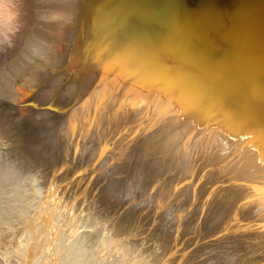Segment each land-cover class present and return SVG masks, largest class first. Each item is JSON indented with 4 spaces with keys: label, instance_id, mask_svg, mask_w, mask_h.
<instances>
[{
    "label": "bare ground",
    "instance_id": "obj_1",
    "mask_svg": "<svg viewBox=\"0 0 264 264\" xmlns=\"http://www.w3.org/2000/svg\"><path fill=\"white\" fill-rule=\"evenodd\" d=\"M168 1H171V2L168 3ZM204 1L205 0H183V5L181 4L182 6L180 7L179 13L177 14L173 11V13L171 15L170 14L171 11L170 10L168 11V9H169V4H171L173 1L172 0H157V2H159L161 5H167L168 18L165 17L166 18L165 20L167 21V23H165L164 25H162V23H161V25L157 26L156 29L147 30L146 34L143 37L144 40H142L143 43L140 42L139 40L131 39L133 44L137 48V49H134V47L131 43H130V45H131L130 46V45L125 44L124 40H122V39L118 40L122 31H124L123 28L121 27V25H113V28H112V25L110 26L108 20L103 21V23L101 24L102 20H100V19H101L102 15H101V9L99 10V5H100L99 0H0V53L6 52L7 46L11 47L14 40H18L17 39L18 38L17 33H19L20 31H23L22 30L23 26L24 27L26 26V29L27 28L30 29L32 26L34 27L36 25L37 28L36 29L34 28V29L38 33V39L36 38L38 40V42H36L37 40L34 42H36V45L37 44L39 45L38 47L35 46L39 50L38 51L36 50V52L33 53L29 57L30 63H27L28 60L25 58L27 60L26 63L29 65H27L26 69H24L25 71L20 76L19 80L16 82V85L14 83L15 87L12 86V84H11V87H14V89L16 90V97L15 98L17 100L15 98L14 99L17 101V104L20 106L21 105L33 106L35 104L34 103L35 100L42 99L43 96L45 97V92L47 94L48 92L52 91V89L50 91H46L50 87L53 88V93H51V94H54L56 90L53 86L55 84H58L61 87L63 85L65 87L72 88V89H70L73 91L71 98L69 97V99L66 100V98L64 97L65 100H61L59 97L60 100L57 99L54 101V100H52V97H51L52 95L50 94L49 98L50 97L51 98L50 99L47 98L48 96L43 98V101L41 104L46 105L47 107H51V108L55 107L56 112L59 110L60 113L64 112L63 114L68 113L70 110H72L71 108H73V105L76 108V106H77L76 103L81 101V100H83V102L81 101V104L85 106L86 104H88V101H91L90 103L92 104L91 99L92 98L94 99L97 97L99 98V96L102 93H103L102 96L103 95L107 96V94H110L113 91H115L114 93H117L116 91H118V90L121 92L122 97H120V96L119 97L122 98V101H124L125 103L123 102L124 103L123 104L122 102H120V103H122L120 105H123L122 107H123V109H125L127 111V113H125V111H122L120 109L121 108L120 107L119 109L121 110L122 114H120V116L115 115L114 119H111V120L108 119L109 122L107 124V127L106 126L105 127L107 128L108 135H110V136H108V135L107 136L112 137L120 131L121 136L124 137L123 139H125L127 136H130V138L133 137V136H131L132 134L133 135L136 134L135 135L136 138L138 136L142 135L140 137L143 139V142L146 141V143L149 147H152V146L155 147L156 143L160 142V145H158V150L157 149L156 150L159 151L160 153H163V152L166 153L167 150L168 151L170 150V154L173 155V157H172V155L169 154L170 160L172 158L174 160L175 159L178 160L177 162H179V165L181 166V168H180V174L181 175H179V177H176V178H177V180L180 178L182 181L186 182L187 193L189 192L192 194L193 200L189 199L190 201L181 202V201L176 200L177 198H174V196L177 197L175 188H173V189L170 188L172 191L170 192V194L168 193L169 198L166 197V199H163V200L174 198L175 201H172V203L169 202V204L167 205V204H165V202H163V200H162L163 197H161V199L158 197V199H157V197L155 196L158 201L154 200V204H153L154 206H161V204H165L166 208H164V210H162V211L160 210L161 214H164L167 212L169 213V212H171V210L173 208L175 210V209H177L176 207L181 204V206H183V207H180L181 209L179 208V210L177 209V210H175V212L173 211L175 214H173V212H172L173 217L176 216V218H172L171 223L178 227L176 229L177 230L176 231L177 232V234H176L177 239L182 238L183 236H185L187 234L189 235L190 233L191 234L194 233L195 235H194V237H192L193 241H194V238L197 239V237H200V236L202 238V235H203L202 239L206 240V242L199 243L196 246V248L194 247V245L192 246V247H194L193 250H195V251H193V253H191V254L193 255V257H195L194 258L195 260H193V259L189 260L186 258L183 260V262H181V264H264V49H261L259 47H257V49H246L247 47H246V44L243 40L241 29L239 27L234 28L235 25L233 24V20L231 19L232 16L228 15L231 18L227 19V18H224V16H222V14H221L220 20L218 21V16L220 14L219 15H217V14L219 11H216L217 9H215V8H210L209 4L205 5ZM174 4H176V2H174ZM22 6L24 8V16L22 15L23 13L20 14L21 13L20 10L22 9V8L20 9V7H22ZM161 8H162V6H161ZM157 9H160V7L159 6H158V8L154 7L152 10L155 12V10H157ZM161 12L163 14L165 13V11L164 12L161 11ZM20 15L23 16L22 21H20V19H21ZM175 15H177V16H175ZM175 17L182 18L183 20H185L186 21L185 22L186 27L187 28L191 27V28L195 29L196 34L200 35V38H199L200 42L197 41V43H196L197 46L198 45L200 46V44H201V46L205 45V43H203L202 39H206L208 41V45H206L207 47L211 46L210 49H217L219 51L220 49H223V47L227 48V47L233 46L234 45V43H232L233 39L237 40V38H238L239 41L237 40V42H238L237 45L239 46L240 52L243 54V56L245 57V59L247 61H248V58L250 56L249 53L251 51H253V52L257 51L259 53H262L263 57L259 55V59H260L259 65L263 68V70L247 72L246 70H242V69H244V67L246 69H248V64L242 65L241 63H238L237 61L234 62V61L228 60L226 58H225V62L228 66L227 65L222 66L221 63L217 62L216 59H214L213 57H209V56L207 57L206 55H202L199 52V49H197L195 46L189 44L185 40L182 41L183 39H181V38H180L181 40L178 38V36L176 35V30H175V26H176L175 25L176 19H174ZM23 23H24V25H23ZM237 26H239V25H237ZM24 32H26V31L24 30ZM15 37H17V38L14 39ZM21 40H22V38H21ZM259 44L262 45L261 43H259ZM114 47L117 48V49H115V51L119 49L120 50L119 53H121V54L117 53L119 55L117 57L116 56H114V57L111 56V58L107 57L109 59V61H108L109 66L112 64H114V66L117 65V62L119 61L120 56L123 55L124 52L126 53L127 49H129V51H128L129 55H126V56H130V58H128V60L125 62V64L119 68V72L123 73L126 71L127 74H126V76H119V78L117 76L116 77L117 79L115 78V80L113 82H110L107 85L105 84L106 86L104 85V89L103 90L101 89V94L99 93V95L97 96V92H100V91H98V89L100 90V88H98V86H100V84L102 83V76L105 73V70H103V68L107 67V64H105V62L107 60L105 61L104 58L106 56V53H110L109 51H111V48H112V52H114V50H113ZM11 51H13V50H11ZM30 52H32V51H30ZM4 54H6V53H4ZM3 55H0V56H3ZM107 56H108V54H107ZM2 59H3V57H2ZM254 61L255 60L250 59V61H248V63L249 64L251 63L250 65H253ZM21 62H22V60H21ZM229 62H231V63H229ZM104 64L106 65V67ZM18 66H19V64H18ZM119 66H120V64H119ZM241 66H244V67H241ZM9 67H11V65ZM9 67H7V68H9ZM239 67L242 69H238ZM13 68H14V66H13ZM16 68H18V67H16ZM235 68H237V69H235ZM107 69H106V71L108 72ZM123 70H125V71H123ZM109 71H110V69H109ZM18 73H20V72L18 71ZM16 77H17V75H16ZM108 79H110V78H108ZM11 82H13V81H11ZM58 89H59L58 92L63 91V88L61 91H60V87H58ZM70 90H69V92H70ZM93 90L96 92V95L94 94V96H93V94H91V92ZM119 91H118V93H119ZM13 92L15 93L14 90H13ZM63 93H65V92H63ZM90 95H92V96H90ZM119 95H120V93H119ZM63 96H64V94H63ZM53 98H54V96H53ZM89 98H91V99H89ZM100 98H101V96H100ZM110 101H111V103H113L115 100L111 99ZM119 101H121V99ZM116 102L119 104L118 99L116 100ZM116 102H114V103L117 104ZM102 103H105V102H102ZM106 104H103V105L105 106ZM78 105H79V103H78ZM80 108H81V106H80ZM117 108H118V106H117ZM117 108L115 107L116 110H118ZM84 109H85V107H84ZM86 109H87V107H86ZM73 110H75V109L73 108ZM94 113H95V111H94ZM117 113H119V112H116L115 114H117ZM123 114H126V115H123ZM100 115H101V113H100ZM100 115L97 116L98 117L97 120H99V121L103 117ZM56 116H59V115H56ZM76 116H77V114H76ZM68 117H70V118L72 117L70 112L67 114L66 118H68ZM93 117H92V119H93ZM60 118L61 117L59 116L58 120ZM64 118H62V119H64ZM92 119L88 122V125H90V127L93 126V125L91 126V124L93 123V122H91V121H93ZM95 120H96V118H95ZM99 121H96V122H99ZM106 121H107V118H106ZM59 123L60 122H57L56 125ZM150 123L152 125L154 124L156 126H159L160 127L159 130H161V132L155 133V131L153 132V130H152V131H150L151 132L150 133L149 129L147 128ZM103 125H104V123H103ZM9 126L10 125H8V127ZM86 126L87 125H85V127ZM150 126H149V128H150ZM90 127L88 126L87 129L84 128L85 129L84 133L85 132L87 133V134H85L86 137H87V135H89L88 133H89ZM98 127H99V125H98ZM79 130H81V129H79ZM94 130L96 131V129H94ZM100 130H98V132ZM93 133H94V131H93ZM153 133H155V134H153ZM130 138H129V140H130ZM134 138L132 139L133 142L135 141ZM141 138H140V140H141ZM85 139L81 140V137H80V141L77 142V145H80L81 141L84 143ZM86 140H88V138ZM98 140L99 141H96V142H100L99 143L100 145L98 146V148L99 147L104 148L105 144L108 142V139L103 140V136H102V140L101 139H98ZM88 141H90V139ZM132 141H130V143H132ZM91 143H92V141H91ZM89 144H90V142H89ZM74 146H75V144H74ZM144 147H145V145H144ZM96 149H97L96 146H94V149L92 147L93 151H95ZM143 149H145V148H143ZM172 149H174V150H172ZM18 150H19L18 153H20L21 156H24L25 159L29 162V164L30 163H33V164L38 163V164L43 165V164L51 161V159L49 158L50 156L47 157L45 155L36 153L37 151L33 153V152L29 151L26 148V146L21 145L18 148ZM99 150L97 151V153L99 152ZM148 150L151 151V148ZM152 150L154 152L155 148H153ZM93 151H91V152H93ZM171 151H173V153ZM155 153H153V154H155ZM157 153H156V155H157ZM150 155H152V153ZM162 155L165 156L164 154H161V156ZM88 156H91V155L88 154ZM158 157L159 156H157V158ZM167 157L169 158V156H167ZM167 157H166V159H167ZM107 158H109V157H107ZM162 158L160 157L161 160H162ZM81 159H84V158H81ZM160 159H157V160L160 161ZM163 160H165V158ZM20 161H23V160H20ZM93 161H94V158H93ZM155 161H154V163H155ZM123 162H125V161H123ZM168 162H167L168 164H170V165L172 164V163H170L171 161H168ZM172 162H174V161H172ZM70 163H72V162H70ZM83 163H84V160H83ZM96 163H98V162H96ZM102 163H103V161H102ZM121 163H120V165H121ZM141 164H143V163H141ZM173 164H175V162ZM173 164H172V166H173ZM122 165H123V163H122ZM164 165H165V163H164ZM139 167H141V166H139ZM168 167L170 168L169 165H168ZM177 167H179V166H177ZM169 168H167V169H169ZM172 168L174 170L176 167L174 168V166H173ZM60 169H62V168H60ZM29 170H31V169H29ZM111 170L112 169H110V171ZM139 170H141V169L139 168ZM166 171H169V170H166ZM136 172H134V173H136ZM132 173L130 175H132ZM142 173L145 174V172H142ZM164 173H165V171H164ZM176 174H175V176H176ZM161 175H162V173H161ZM103 178H105V177H103ZM131 178H132V176H131ZM164 179H165V177L163 178V180ZM187 179H188V181H187ZM130 180L128 182H130ZM134 180H133V182H134ZM181 180L180 181L178 180V183L181 182ZM135 181H137V180H135ZM168 181H169V179H168ZM169 182L172 183L171 181H169ZM106 183H108V182H105V184ZM137 183H138V181L136 182V184L134 182V186L136 185V187H137ZM97 185L98 184H96L94 186H97ZM140 185H138V186L140 187ZM143 185L144 184H142V186ZM173 185H174V183H173ZM184 185H185V183H184ZM100 186H103V185H100ZM105 186H107V185H105ZM125 186H127V185H125ZM129 186H131V185H129ZM181 186H182V184H181ZM139 187H137V188L134 187V188L138 189ZM144 187H145V185H144ZM98 188L100 191L101 188L99 186H98ZM127 188L128 187H126V189ZM135 189H134V193H136V191L137 192L139 191V190L135 191ZM132 190H130L131 193H132ZM144 190L145 189H143V191ZM182 190L185 191V189H182ZM102 191H104V190H102ZM125 191H127V190H125ZM152 191H154V190H152ZM167 191H168V189H167ZM179 191H177V194L179 193ZM144 192H146V191H144ZM166 192H164V193H166ZM105 193H106V191H105ZM114 193H116V192H114ZM134 193L132 195H134ZM184 193H186V192H184ZM128 194H129V192H128ZM142 194L143 193H141V195ZM85 195H87V194H85ZM114 195L117 197L119 194L117 195V193H116ZM156 195H157V193H156ZM180 195L178 197H180ZM103 197H105V195ZM116 197H115V199H116ZM127 198L129 199L130 197H126L125 199H127ZM121 199H122V197H121ZM125 199H124V201H125ZM135 199H137V198H135ZM160 200H162V201H160ZM183 200H184V198H183ZM185 200H186V196H185ZM50 201H51V203L54 202L56 204V200L55 201L50 200ZM169 201H171V200H169ZM102 202H104V201H102ZM129 202H130V200H129ZM19 203L22 205L21 202H18L17 204H19ZM106 203H109V202H106ZM126 203L123 202L124 205ZM43 205H44V203H43ZM59 207L60 206H58V208ZM191 208L193 210H191ZM52 209H54V208H52ZM60 209H62V208H60ZM74 209H72V210H74ZM187 209H190V212H188ZM56 210L57 209H55V211ZM152 210L155 211L153 208H152ZM13 211L14 210L11 211L12 215H13V213H12ZM176 211H177V213H176ZM15 212H17V211L15 210ZM48 212H49V210H48ZM44 213H42V214H44ZM68 213H69V210H68ZM72 213H74V211ZM83 213H85V212H83ZM158 213H159V211H158ZM88 214H89V212H88ZM91 214H92V212H91ZM161 214H160V216H161ZM5 215H6V213H5ZM45 215H47V214H45ZM65 215L67 216L66 213H65ZM75 215H77V214L75 213ZM6 216H2V217H6ZM37 216H38V214H37ZM167 216L165 218H167ZM2 217H1V219H2ZM33 217H34V215H33ZM68 217H67V219H68ZM42 218H44V217H42ZM153 218H154V216H153ZM28 219H29V217H28ZM133 219H135V218H133ZM133 219H132V222H133ZM139 219H137V220H139ZM162 219H164V218H162ZM32 220H33V218H31V225L33 223ZM70 220H71V217H70ZM88 220H90V219H88ZM91 220H93V219H91ZM101 220H102V218H101ZM101 220H99V221H101ZM180 220L182 222H180ZM73 222H72V224H74ZM139 222H140V220H139ZM26 223L24 225H26ZM28 223H27V226L30 225ZM62 223H65V222H62ZM75 223H76V220H75ZM83 223H82V225L84 226ZM76 224H78V223H76ZM120 224L122 225L123 223H119L117 225H120ZM124 224H127V223H124ZM1 225H3V224L1 223ZM58 225H60V223ZM96 225L98 226L99 224H96ZM96 225H95V227H96ZM125 226H127V225H125ZM13 227H14V229H18L17 225H15ZM134 228H135V226H134ZM137 228H139V226L136 227V229ZM175 228L176 227H174V229ZM23 229L25 230L26 227H24ZM27 229H28V227H27ZM119 229H120V227H118V230ZM166 230H167V228H166ZM31 231H32V233H34L33 230H31ZM98 231L100 232V230H98ZM124 231L122 230V232H124ZM26 232H28V231H26ZM26 232L25 233L23 232V234H26ZM119 232H120V230H119ZM155 232H156V230H155ZM20 233H21V231H20ZM148 233H149V229H148ZM150 233H152V232H150ZM127 234H126V237H127ZM129 234H131V233H129ZM27 235H28V233H27ZM35 235H33V236L35 237ZM105 235H107V234H105ZM158 236H159V234L157 235V237ZM191 236H193V235H191ZM23 237H25V236H23ZM36 238H38V235ZM41 238L39 236V240L37 239V242H40ZM204 238H207V239H204ZM109 239H110V236H109ZM168 239H169V236H168ZM29 240L27 238V241H29ZM104 240H106V239H104ZM161 240H159V241H161ZM163 240H166V239H163ZM30 241H31V243H29V244L32 245L33 244L32 243V241H33L32 237H31ZM186 241L184 240V243ZM20 242H22V241H20ZM25 242L26 241H24V243ZM37 242H35V243L37 244ZM211 242H212V245L210 244ZM35 243H34L33 247L36 246ZM130 243H132V242H130ZM163 243H164V241H163ZM187 243H186L187 245H185V244L184 245L189 247L191 245V243L190 244H189V242H187ZM0 244H1V242H0ZM133 244H134V242H133ZM165 244H166V242H165ZM20 245H22V244H20ZM52 245H53V243H52ZM112 245H108L107 248L109 249V246H112ZM24 246H25V244H24ZM26 246H28V245H26ZM38 246L39 245L37 244L36 248H38ZM56 246H58V245H56ZM120 246L122 247V245H120ZM124 246H125V244H124ZM127 246L123 247L124 250L127 248ZM136 246H138V245H136ZM130 247H134V245L133 246L130 245ZM163 247H165V245ZM177 247H179V246H177ZM21 248H23V247H21ZM29 248L33 251L38 250V252L36 251L37 253H41L43 250V249H41V251L39 252V249L42 248L41 244H40L38 249H36L35 247H34L35 249H32L31 247H29ZM123 248H122V250H123ZM13 249H15V248H13ZM49 249H50V247H49ZM115 249H117V248H114V250ZM119 249L121 251V248H119ZM27 250H25L26 254H28ZM46 250H48V249H46ZM168 250H170V249H168ZM8 251H9V249H8ZM51 251H54V250H51ZM120 251H118V252L120 253ZM187 251L188 250H186V252ZM131 252L133 253L134 251L132 250ZM186 252L183 251V253H186ZM31 253L33 254L34 252H31ZM114 253L116 254V252H114ZM14 254H15V252H14ZM42 254L43 253H41V255ZM48 254H49V252H48ZM58 254H56L57 256L55 258H57L59 256ZM115 254H113V255H115ZM121 254H122V251H121ZM167 254H168V252H167ZM18 255H17V258H18ZM41 255H39V257H41ZM54 255H55V253H54ZM133 255L134 254H132V256ZM168 255H170V254H168ZM184 255L185 256L188 255L190 257L189 253L184 254ZM49 256H52V254ZM132 256L130 255V259ZM140 257H142V255ZM125 258H126V256H124V258L119 259V260H121V262H124ZM135 258H137V257H135ZM27 259H29V258H27ZM123 259H124V261H123ZM48 260H47V262H48ZM191 260H193V261H191ZM126 261H127V258H126ZM97 262H98V260H97ZM43 263L46 264V262H43ZM48 263H50V262H48ZM54 263H52V264H54ZM128 264H136V263L135 262H129ZM139 264H140V262H139Z\"/></svg>",
    "mask_w": 264,
    "mask_h": 264
},
{
    "label": "rangeland",
    "instance_id": "obj_2",
    "mask_svg": "<svg viewBox=\"0 0 264 264\" xmlns=\"http://www.w3.org/2000/svg\"><path fill=\"white\" fill-rule=\"evenodd\" d=\"M20 9H21L20 14L23 13L22 15L24 16L23 6L20 7ZM22 15H20L21 16L20 21L23 20ZM23 25H24V23H23ZM34 28L35 29L37 28L36 25L34 27L32 26L30 29H28V28L26 29V26L25 27L23 26V28H22L23 31H20L19 33H17L18 38L17 37L14 38V39H16V38L18 39V40H14V42H13L14 45L12 44L11 47L7 46L8 51L6 50V52H4L6 54L0 53V55H3V54L5 55V56L4 55L0 56V60L3 57V59L0 61V214H1L0 215V229H1L0 230V242H1V244H0V264H33V263L34 264H41V263L45 264L43 262H46V264H52L54 262H55L54 264H105V263L106 264H119V263L120 264H125V263L128 264L129 262H135L136 264H139V262H140V264H181V262H183V260L186 258L189 260L190 259L195 260L194 259L195 257H193V255L191 253H193V251H195V250H193V248L194 247L196 248V246L199 243L206 242V240L202 239L203 235H202V238H201V236L197 237V239L194 238V241L192 240L193 239L192 237H194V235H195L194 233H192V234L190 233L189 234L190 236L187 234V235L183 236L182 238L177 239V237H176V234H177L176 231L177 230L176 229L178 227L171 223L172 218H176L175 215H174L175 217H173L172 212L173 211L175 212V210H177V209L179 210V208L183 207V206H181V204H180V205H178L179 207L178 206L176 207L177 209L174 210V208H173L171 210V212H169L170 214L167 212V213H164L165 214L164 215V214H161V212H160V210L162 211V210H164V208H166L165 204L168 205L169 202L172 203V201H175L174 198H177L176 200L181 201V202L193 200L192 194L189 192L187 193L186 182L182 181L179 178L178 180L179 181L181 180V182H179L180 183L179 184L178 180L176 178V177H179V175H181L180 174L181 166L179 165V162H177L178 160H176V159L174 160L172 158L173 155L170 154V150L169 151L167 150L166 153L165 152L160 153L159 151H157L158 145H160V142L156 143L155 147H153V146L149 147L147 145L146 141H144L145 142L144 143L143 139L140 137L142 135H140L136 138L135 137L136 134H134V135L132 134L131 136H133V137L130 138V136H127L125 138L126 139L125 140V139H123L124 137L121 136L120 131H119L116 135H114L112 137H108V136H110V135H108L107 128H106L107 124L109 122L108 119H110V120L114 119L115 115L120 116V114H122L121 110L125 111V113H127V111L125 109H123V107H122L123 105H120L124 101H122V98H120L122 96H121V92L119 90L118 91H119L120 95H119L118 91H116L117 93H114L115 91H113L112 93L107 94V96L106 95L102 96L103 93L101 94V89L102 90L104 89L105 84L107 85L110 82H113L117 76H118V78H119V76H126L127 72L125 70H123L125 72L121 73V72H119V68L125 64V62L128 60V58H130V56H126V55H129V52H128L129 49H127V51H126L127 54L124 52L123 55L120 56V58L118 57L119 58V61L117 62L118 66L117 65L114 66V64L109 66V62H108L109 59L108 58H111V56L112 57L119 56L118 54H121V53H119L120 50L118 49L115 51V49H117V48L114 47L113 48L114 52H112V48H111V51H109L110 53H106V56L104 59H105V61L106 60L107 61L106 62L104 61V62H105V64H107V67L104 64L106 67V68H103V70H105V73L102 76V83L100 84V86H98V88H100V90L98 89V91H100V92H97V96L100 93L101 98H100V96H99L100 99L97 97V98H94L95 100L92 97H91L92 99L89 98L92 100V104L90 103L91 101H88V104H86L87 106L86 105L84 106L81 104V101L83 102V100L77 102L76 108L73 105V108L75 110H73V108H71L72 106L70 107L73 110V111L72 110L69 111L71 113L72 117L66 118V116L69 112L65 113L66 114L65 115V114H63L64 112L60 113L59 110L56 112L55 107L51 108V107H47L46 105L41 104L43 101V98H45L47 96H48L47 98H49L50 94L53 93L52 87H50L48 90H46V91H50L52 89V91L48 92L47 94L45 92V97L43 96L42 99L35 100V102H34L35 104L33 106H31V105L30 106L29 105H26V106L21 105L20 106L17 104V101H16L17 99L15 98L16 97V90L14 89L16 82L19 80L20 76L25 71L24 69H26L27 65H29V64H27V63H30L29 57L33 53H35L36 50L37 51L39 50L37 48L39 45L38 44L36 45V42H38V40H37L38 39V33L35 31ZM24 30L26 32H24ZM21 38H22V40H21ZM34 41H36V42H34ZM35 46H37V47H35ZM11 50H13V51H11ZM30 51H32V52H30ZM107 54H108V56H107ZM25 58L28 60V62ZM21 60H22V62H21ZM18 64H19V66H18ZM119 64H120V66H119ZM10 65H11V67H9ZM12 65L14 66L15 69L13 68ZM7 67H9V68H7ZM16 67H18L19 69ZM106 69L108 70V72L106 71ZM109 69H110V71H109ZM18 71L20 73H18ZM16 75H17V77H16ZM108 78H110V79H108ZM11 81H13V82H11ZM14 83H15V85H14ZM11 84L14 87H11ZM53 87L55 88L56 91L54 94H51L52 100H54V101L57 99L58 100H60V99L65 100V98H66V100H68L69 97L71 98L73 91L70 89H72V88H68V87H65L63 85L61 87L58 84H55ZM58 87H60V91L63 88V91L58 92L59 91ZM13 90L15 91V93L13 92ZM69 90H70V92H69ZM63 92H65V93H63ZM63 94H64V96H63ZM91 94H93V96H94V94L96 95V92L93 90L91 92ZM53 96H54V98H53ZM90 96H92V95H90ZM59 97H60V99H59ZM116 98L118 99L119 104L116 102V100H117ZM111 99L115 100L114 102H116L118 105L115 104L113 101H112L113 103H111V101H110ZM120 99H121V101H119ZM102 102H105V103H102ZM120 102H122V103H120ZM78 103H79V105H78ZM103 104H106V105L104 106ZM80 106H81V108H80ZM117 106H118V108H117ZM84 107H85V109L87 107V109L85 110ZM115 107L118 110H116ZM94 111H95V113H94ZM115 111L119 112V113L115 114L116 113ZM100 113H101V115H100ZM76 114H77V116H76ZM56 115H59L61 118L58 120L59 116H56ZM98 115L103 116L102 119H100V121L97 120ZM123 115H126V114H123ZM92 117H93V119H92ZM62 118H64V119H62ZM95 118H96V120H95ZM106 118H107V121H106ZM91 119L93 120V121H91V122H93L91 124V126L93 125L92 127H90V125H88V122ZM96 121H99V122H96ZM57 122H60V123L56 125ZM103 123H104V125H103ZM7 124L10 126L8 127ZM84 124L87 126L85 127ZM98 125H99V127H98ZM88 126L91 129L89 128V133H88L89 135H87V137H86L85 134H87V133L86 132L84 133V131H85V129L88 128ZM149 126L151 129L149 128ZM147 128L149 129V132L152 130H153V132L155 131V133L161 132V130H159L160 129L159 126H156L154 124L152 125L151 123L148 125ZM79 129H81V130H79ZM94 129H96V131ZM98 130H100V131L98 132ZM93 131H94V133H93ZM155 133H153V134H155ZM102 136H103V140L108 139V142L105 144L104 148H100V147L98 148V146L100 145L99 144L100 142H96V141H99L98 139L102 140ZM80 137H81V140L88 138V140L90 139V141L85 139V142H84L85 144L81 141L80 145H77V142L80 141ZM129 138H130V140H129ZM133 138L135 140L134 142L132 141ZM140 138L142 141L140 140ZM91 141H92V143H91ZM130 141H132V143H130ZM89 142H90V144H89ZM73 143L75 144V146ZM21 145L26 146V148L33 153L37 151L36 153L45 155L47 157L50 156L49 158L51 159V161L48 163H45L43 165L38 164V163H34V164L30 163L29 164V162L25 159V157L21 156L20 153H18V151H19L18 148ZM93 145L96 146V148L98 150L100 149L98 153H97V151H98L97 149H96L97 151L92 150V147L94 149ZM144 145H145V147H144ZM143 148H145V149H143ZM150 148H151V151L148 150ZM153 148H155L154 152L152 150ZM172 150H174V149H172ZM91 151H93V152H91ZM155 152L157 153V155ZM171 152L173 153V151H171ZM149 153L150 154L152 153V155H150ZM153 153H155V154H153ZM88 154L91 156H88ZM161 154H164L165 156H163V155L161 156ZM169 154L172 155L171 160H170ZM157 156H159V157L157 158ZM167 156H169V158ZM107 157H109V158H107ZM160 157L161 158L163 157L162 160L160 159ZM166 157H167V159H166ZM81 158H84V159H81ZM93 158H94V161H93ZM156 158L160 159V161L157 160ZM164 158H165V160H163ZM20 160H23V161H20ZM83 160H84V163H83ZM102 161H103V163H102ZM123 161H125V162H123ZM154 161H155V163H154ZM168 161H171L170 163H172V164L175 162V164H173L174 168L176 167L174 170L172 168L173 167L172 164L171 165L168 164L169 163ZM172 161H174V162H172ZM70 162H72V163H70ZM96 162H98V163H96ZM121 162L123 163V165ZM120 163H121V165H120ZM141 163H143V164H141ZM164 163H165V165H164ZM168 165L170 166L171 169L168 167ZM139 166H141V167H139ZM177 166H179V167H177ZM60 168H62V169H60ZM139 168L141 170H139ZM167 168H169V169H167ZM29 169H31V170H29ZM110 169H112L111 170L112 172L110 171ZM166 170H169V171H166ZM164 171H165V173H164ZM134 172H136V173H134ZM142 172H145V174ZM131 173H132V175H130ZM161 173H162V175H161ZM175 174H176V176H175ZM102 176L105 178H103ZM131 176H132V178H131ZM164 177H165V179L163 180ZM134 179L137 180L139 183V184L137 183V187H139L138 185L141 184L138 189H135L137 187H136V185L134 186V182L136 184L137 181H135ZM168 179L172 183H170L168 181ZM129 180L131 183L128 182ZM133 180H134V182H133ZM187 181H188V179H187ZM105 182H108V183L105 184ZM173 183H174V185H173ZM184 183H185V185H184ZM96 184H98V185L94 186ZM142 184H144L145 187H144V185L142 186ZM181 184H182V186H181ZM100 185H103L104 187L100 186ZM105 185H107V186H105ZM125 185H127V186H125ZM129 185H131V186H129ZM98 186L101 188L100 191H99ZM126 187H128V188L126 189ZM133 188L135 189V191L136 190H139V191L138 192L136 191V193H134ZM142 188L145 189L144 191H146V192H144ZM170 188H172V189L175 188L177 197L174 196L173 199H171V198L167 199L168 201L163 200V199H166V197L169 198V194L172 191ZM151 189L154 191H152ZM167 189H168V191L169 190L170 191L168 192ZM182 189H185V191ZM102 190H104V191H102ZM125 190H127L129 192V194ZM130 190H132V193ZM105 191H106V193H105ZM177 191H179L178 194H177ZM183 191L186 193H184ZM114 192H116L117 195L119 194L118 196L120 198L118 196L116 197L114 195L116 193H114ZM164 192H166L167 194ZM133 193H134V195H132ZM141 193H143V194L141 195ZM156 193H157V195H156ZM85 194H87V195H85ZM104 195L106 198L103 197ZM179 195L181 198L178 197ZM155 196L157 197V199H158V197L160 199H161V197H163L162 200H163V202H165V204H161V206H154L153 205L154 200H157ZM185 196H186V200H185ZM56 197L57 198L59 197V198L57 199ZM115 197H116V199L117 198L118 199L116 200ZM121 197L123 200L121 199ZM126 197H130V198L129 199L127 198L128 199L127 200V199H125ZM135 198H137V199H135ZM183 198H184V200H183ZM124 199L127 203L124 201ZM50 200H52V201L56 200V204L54 202L51 203ZM101 200L104 202H102ZM129 200H130V202H129ZM162 200H160V201H162ZM169 200H171V201H169ZM16 202L17 203L21 202L23 206L20 203L17 204ZM106 202H109V203H106ZM123 202L126 203L125 204L126 206L123 204ZM43 203H44V205H43ZM58 206H60V207L58 208ZM52 208H54V209H52ZM60 208H62L63 210ZM152 208L155 211H153ZM55 209H57V210L55 211ZM72 209H74V210H72ZM12 210H14L12 212L13 215L11 214ZM15 210L17 212H15ZM48 210H49V212H48ZM68 210H69V213H68ZM191 210H193V209L191 208ZM73 211H74V213H72ZM158 211H159V213H158ZM187 211L190 212V209H187ZM83 212H85V213H83ZM88 212H89V214H88ZM91 212H92V214H91ZM174 212H173V214H175ZM5 213H6V215L7 214L8 215L6 216ZM36 213L38 214V216ZM42 213H44V214H42ZM65 213L67 214V216L65 215ZM75 213L77 215H75ZM176 213H177V211H176ZM45 214H47V215H45ZM160 214H161V216H160ZM33 215H34V217H33ZM2 216H6L7 218L2 217ZM153 216H154V218H153ZM166 216L168 219L165 218ZM1 217H2V219H1ZM28 217H29V219H28ZM42 217H44V218H42ZM67 217H68V219H67ZM70 217H71V220H70ZM132 217L135 219H133ZM31 218H33L32 225H31ZM101 218H102V220H101ZM131 218L133 219V222H132ZM162 218H164V219H162ZM88 219H90V220L93 219V220L90 221ZM137 219H139L140 222ZM75 220H76V223H78V224L75 223ZM99 220H101V221H99ZM26 222L27 223L29 222L28 224H30V225L27 226ZM62 222H65V223H62ZM72 222L74 224H72ZM180 222H182V221L180 220ZM1 223L3 225H1ZM25 223H26V225H24ZM59 223H60V225H58ZM82 223L84 224V226L82 225ZM119 223H123L122 224L123 226L121 224L117 225ZM124 223H127V224H124ZM96 224H99V225L101 224V225L97 226ZM15 225L18 226V229H14L13 226H15ZM95 225H96V227H95ZM125 225H127V226H125ZM134 226H135V228H134ZM138 226H139V228L136 229V227H138ZM24 227H26L25 230L23 229ZM27 227H28V229H27ZM118 227H120V229H119L120 232L118 230ZM174 227H176V228L174 229ZM166 228H167V230H166ZM148 229H149V233H148ZM154 229L156 230L157 233L155 232ZM158 229L160 231L161 230L162 231L160 232ZM31 230H33L34 233H32ZM98 230H100V232ZM122 230L123 231L125 230V231L122 232ZM20 231H21V233H20ZM26 231H28V232H26ZM23 232L24 233L26 232V234H23ZM150 232H152V233H150ZM27 233H28V235H27ZM129 233H131V234H129ZM21 234L25 237H23ZM105 234H107V235H105ZM126 234H127V237H126ZM158 234H159V236L157 237ZM33 235H35V237ZM37 235H38V238H36ZM191 235H193V236H191ZM39 236H40V238L42 237L41 238L42 240L40 239V242H37V239L39 240ZM109 236H110V239H109ZM168 236H169V239H168ZM31 237L33 240L32 245L29 244V243H31V241H30ZM27 238H28V240L29 239L30 240L27 241ZM207 238H204V239H207ZM104 239H106V240H104ZM163 239H166V240H163ZM159 240H161L162 242ZM184 240L185 241L187 240V241L184 243ZM20 241H22V242H20ZM24 241H26V242L24 243ZM163 241H164V243H163ZM35 242H37V244L39 246H40V244L42 245V248L39 249V252L41 251V249H43L41 253H43L44 255L43 254L41 255V253H37L38 250L33 251L29 248V247H31L32 249H35L37 247V244ZM130 242H132V243H130ZM133 242H134V244H133ZM165 242H166V244H165ZM187 242H189V244L191 243L190 246L188 245L189 247L185 246L188 244ZM34 243L36 245V246H34L35 248L33 247ZM52 243L54 246L52 245ZM20 244H22V245H20ZM24 244H25V246H24ZM55 244L58 246H56ZM124 244H125V246H124ZM129 244L131 246L134 245V247H130ZM210 244L212 245V242ZM26 245H28L29 247ZM108 245H112V246H109V249H108L107 248ZM120 245H122V247ZM136 245H138V246H136ZM162 245L163 246L165 245V247H163ZM193 245H194V247H192ZM39 246H38V248H39ZM126 246H127V248L124 250L123 247H126ZM177 246H179V247H177ZM21 247H23V248H21ZM25 247L27 249L29 248L31 251L29 249L27 250ZM49 247L51 250H54V251H51L49 249ZM13 248H15V249H13ZM38 248H36V249H38ZM114 248H117V249L114 250ZM119 248H121L123 255L121 254V251ZM122 248H123V250H122ZM167 248L170 250H168ZM8 249L10 252L8 251ZM46 249H48L49 251ZM25 250L28 251L27 252L28 254H26ZM117 250L120 251V253ZM130 250L131 251L133 250L134 252L132 253ZM186 250H188V251L186 252ZM126 251L131 256H132V254H134L131 257V259H130V255ZM183 251H185L186 253H183ZM14 252H15V254H14ZM31 252H34V253L32 254ZM48 252H49V254H48ZM53 252L55 253V255ZM114 252H116V254ZM167 252L171 256L168 255ZM187 253H189V255L191 254L190 257L188 255L187 256L184 255ZM51 254H52V256H49ZM56 254L59 255L57 257L58 259L55 258L57 256ZM113 254H115V255H113ZM17 255H18V258H17ZM39 255H41V257H39ZM141 255H142V257H140ZM124 256H126V258H127V261L125 258L126 262L123 259V261L125 263L121 262V260H119V259L124 258ZM135 257H137V258H135ZM27 258H29V259H27ZM47 260L50 263H48ZM97 260H98V262H97ZM193 260H191V261H193Z\"/></svg>",
    "mask_w": 264,
    "mask_h": 264
},
{
    "label": "water",
    "instance_id": "obj_3",
    "mask_svg": "<svg viewBox=\"0 0 264 264\" xmlns=\"http://www.w3.org/2000/svg\"><path fill=\"white\" fill-rule=\"evenodd\" d=\"M172 1L173 2L169 4L168 11H171V15L173 11L178 14L180 7L183 5V0ZM99 2V10L101 9L102 15L100 19L102 20L101 24L103 21L108 20L112 28L113 25H121L124 31H122L118 40H124V43L127 45L131 43L134 49L137 48L131 39L142 42L147 30L156 29L161 23L162 25L167 23L165 20L168 18L167 5H161L157 0H99ZM169 2L171 1H168V3ZM174 2H176V4H174ZM204 2L205 5L209 4L210 8H215L217 9L216 11H219L217 14H220L218 16V21L220 20L221 14L227 19L231 18L228 15L232 16L231 19L235 25L234 28L239 27L241 29L242 37L247 47L246 49H257V47L264 49V0H205ZM158 6L160 9L154 12L152 9L154 7L158 8ZM161 11H165V13L163 14ZM174 19H176L175 30L178 38L195 46L202 55L213 57L217 62L221 63L222 66L227 65L225 62L226 58L234 62L237 61L242 65L248 64V69L244 66H241L244 67V69L238 68L246 70L247 72L263 70L259 65V55L262 56V53L251 51L248 61H250V59L255 61L253 65H250L251 63L249 64L240 52V48L237 45V40L239 41L238 38L237 40L233 39V46L227 48L223 47V49L219 51L217 49H210L211 46L207 47L208 41L206 39H202L205 45L201 46L200 44V46H197V41L200 42V35L196 34L195 29L189 26V28H187L185 25L186 21L182 18L175 17Z\"/></svg>",
    "mask_w": 264,
    "mask_h": 264
}]
</instances>
